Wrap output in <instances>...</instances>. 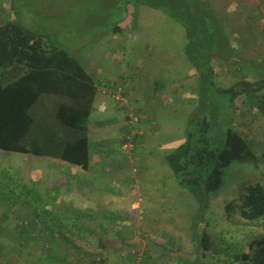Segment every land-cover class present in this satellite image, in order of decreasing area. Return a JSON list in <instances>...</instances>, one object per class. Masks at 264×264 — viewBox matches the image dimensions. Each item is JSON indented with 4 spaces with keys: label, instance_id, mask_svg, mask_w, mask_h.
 Listing matches in <instances>:
<instances>
[{
    "label": "crops",
    "instance_id": "1",
    "mask_svg": "<svg viewBox=\"0 0 264 264\" xmlns=\"http://www.w3.org/2000/svg\"><path fill=\"white\" fill-rule=\"evenodd\" d=\"M259 1L264 2L216 0L214 6L209 5L224 26L230 25L226 29L236 34L233 41L227 40L228 60L213 64L214 76H228L230 71L248 82L264 81V7ZM27 2L0 0V27L21 24L24 18L16 12ZM227 6L246 7L245 17H239L240 12L231 14ZM39 10L45 11L42 5ZM126 10L118 25L120 32H107L104 39L86 46L80 54L84 58L75 57L97 90L86 125L88 170L14 154L21 158L14 166L22 169V188L37 192L34 196L45 206L66 200L70 213L77 216L73 220L84 221L80 229H72L82 231V236L73 231L71 245L53 247L54 256H50L56 264H194L197 259L192 235L197 204L178 186L163 159L185 141L187 122L198 102L197 74L184 54L187 41L180 26L146 7L127 6ZM255 10L261 14L260 21L251 20ZM233 43L237 48L231 47ZM8 78L3 76V84ZM235 83L230 79L227 87L220 88ZM115 95L120 101L113 99ZM61 104L55 97H42L33 109L38 126L53 121ZM235 105L237 130L248 134L247 142H256L249 145L254 156H264L260 143L264 141V90L250 98H237ZM130 114L138 122L129 128ZM128 130L133 134L134 150L126 154L121 142ZM45 136L39 140L45 141ZM3 159L6 162L5 156ZM26 162L28 166L22 167ZM4 173H9L8 165L0 167V183L8 181L4 186L8 202L19 191L15 192L18 187ZM32 248L29 255L40 254V248ZM83 251L88 257L99 255L86 261L73 256L72 260L73 253Z\"/></svg>",
    "mask_w": 264,
    "mask_h": 264
},
{
    "label": "trees",
    "instance_id": "2",
    "mask_svg": "<svg viewBox=\"0 0 264 264\" xmlns=\"http://www.w3.org/2000/svg\"><path fill=\"white\" fill-rule=\"evenodd\" d=\"M103 1L108 9L122 10L123 18L127 6L158 11L184 31L187 41L184 54L197 74L198 102L188 119L184 143L163 159L178 186L197 204L198 211L192 220L197 257L194 264H204L200 259L213 252L203 226L204 215L211 196L223 186V171L234 163H257L245 137L229 127V120H222L217 94H229L235 117V100L261 93L264 81L241 79L228 89L213 85L215 74L211 64L215 59H228L221 52L222 47L227 48L228 41L216 15L202 0ZM108 13L106 10H99L97 16L87 13L88 33L100 30V37L110 31L120 32L119 24L106 27ZM104 29L106 33H102ZM5 74L9 80L3 84ZM96 93L93 82L69 51L20 24L0 27V152L30 159H52L86 172L89 167L86 125ZM44 96L55 97L62 104L56 108L53 121L40 127L32 114ZM44 135L46 139L41 142L39 139ZM223 209L229 220L237 218L248 226L258 223L264 219V192L259 185L247 187ZM26 255L27 259L43 258L41 253ZM43 259L49 264L53 261L49 255ZM235 261L264 264V233L250 242L247 252L236 256Z\"/></svg>",
    "mask_w": 264,
    "mask_h": 264
},
{
    "label": "rangeland",
    "instance_id": "3",
    "mask_svg": "<svg viewBox=\"0 0 264 264\" xmlns=\"http://www.w3.org/2000/svg\"><path fill=\"white\" fill-rule=\"evenodd\" d=\"M215 1L207 0L209 4L205 3V1L204 3L209 7V5L214 6ZM263 3L259 1V6L262 8L264 7ZM39 5H42L45 9L43 14L39 10ZM15 8H17L16 5ZM209 8L211 9V7ZM227 9H229L228 11L231 14L240 12L239 17H245L243 15L247 11L246 7L238 6H227ZM37 10L39 12L35 13ZM99 10L109 12V17L107 18L108 25L106 26L108 29L124 20L122 10L118 8L108 9V6L105 5L103 0H28L27 4L16 13L23 16L24 21L22 23H24L25 28L35 34L43 35L47 40L53 42L54 45L67 49L74 57L81 56L84 58V55L80 54L83 53L86 46L101 41L103 37V35L98 37L100 30L98 32L88 33L89 30L87 28V13L88 16H92L93 14L97 16ZM211 10L214 12L213 9ZM259 13V10H255L254 17H251V20L254 18L255 21H260L261 14L259 15ZM245 22L247 24L250 23L249 20H245ZM218 23L222 27L225 38L233 41L236 38V34L232 30L228 31L226 29L230 25L224 26L219 20ZM102 33H106V29ZM72 43H77V45L73 46ZM235 43L231 44L233 49L237 48ZM221 52L222 55L226 53L223 47ZM226 60L228 59H225V62ZM216 62H218V59L213 60L211 67ZM224 70L226 73L227 67ZM219 77L222 79L219 80ZM219 77L216 75L212 79L213 85L217 88L227 87L230 79L236 82L241 80L233 76L230 71L228 76L222 75ZM217 97L220 107L219 112H222L223 116L222 120L224 122L229 120V127L231 126L232 130L238 131V125L236 123L238 119L233 116L235 111L233 112L234 107L229 103L231 101L229 94H217ZM241 134L245 138L248 136L245 131ZM248 143L252 147L256 144L255 141L250 142V140ZM260 143L264 145V141ZM0 155L6 157L5 162L3 159L4 156H0V167L9 166V173H4V175L12 177L14 185L18 187V190H15V192L19 191L15 193V197H10L11 200L6 202L4 186L8 181L0 183V264H36L47 262L43 258H40V262L33 258L27 259L24 256L28 254V249H30V253L32 254V247L40 248V253L43 257L44 255L54 256V253H52L53 247L57 243L62 246H65V244L71 245L69 242V234L73 231V233L78 231L72 229H80L81 223L84 224V221L73 220L72 217L76 218L77 216L70 213L66 200L45 206L39 198L34 196V194L37 195V192L34 193L35 191L33 190V192L28 186L22 188L23 183L20 181L22 169L19 168L20 166H14V163L21 160V158L14 156V154L2 152H0ZM255 157L257 162L255 164L234 163L231 167L225 169L223 171V186L216 195H212L210 198L209 209L204 215L203 226L209 234L210 241L213 245V252L200 259L204 264H239L235 261V257L246 253L248 244L259 239L261 234L264 233V219L248 226L237 218L227 219L223 209L226 203L236 199L247 187L259 185L264 192V156L257 154ZM10 158L13 159L10 160ZM24 159L27 160L28 158L24 157ZM28 164L26 162V164L21 166L27 167ZM34 179L36 180L35 177ZM24 182L27 183L26 180ZM20 192L23 196H19ZM81 229L83 230L84 228L82 227ZM223 230L229 231L224 232ZM78 232L82 236V231L79 230ZM200 234L202 233L200 232ZM73 239L76 240L75 238ZM78 241L80 245V240ZM98 255L96 253L91 254V256L95 257ZM73 256H76L80 261H86V258L91 259V256H86L84 251L77 254L73 253L72 260ZM10 257H12L11 262ZM14 259L16 261H13ZM47 263L49 264V262ZM50 264L56 263L51 261Z\"/></svg>",
    "mask_w": 264,
    "mask_h": 264
},
{
    "label": "built area",
    "instance_id": "4",
    "mask_svg": "<svg viewBox=\"0 0 264 264\" xmlns=\"http://www.w3.org/2000/svg\"><path fill=\"white\" fill-rule=\"evenodd\" d=\"M113 99H115L116 101H120V96L115 95ZM128 120H129L128 121L129 128L138 122V119L132 114L128 116ZM121 149L126 154L132 153L134 150V138H133V134L129 130L123 136L121 142Z\"/></svg>",
    "mask_w": 264,
    "mask_h": 264
}]
</instances>
